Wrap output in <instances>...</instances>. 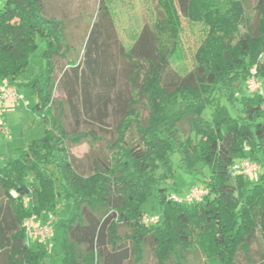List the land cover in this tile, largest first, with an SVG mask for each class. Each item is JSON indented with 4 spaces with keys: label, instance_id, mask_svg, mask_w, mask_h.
Wrapping results in <instances>:
<instances>
[{
    "label": "trees",
    "instance_id": "1",
    "mask_svg": "<svg viewBox=\"0 0 264 264\" xmlns=\"http://www.w3.org/2000/svg\"><path fill=\"white\" fill-rule=\"evenodd\" d=\"M245 2L169 0L175 14L207 30L193 70L179 78L159 38L180 23L170 12V24L158 4L155 30L144 28L125 50L100 0L77 50L68 45L66 22L46 16L43 0H4L0 81L32 91L42 136L0 162L1 264H48L49 240L25 245L22 223L49 213L62 230L60 264H145L147 253L155 264H264V169L254 180L229 173L243 160L264 164V0L254 5V24ZM37 40L45 46L44 70L23 81ZM112 45L127 66L126 97L114 94ZM62 60L67 71L59 69ZM253 67L262 93L247 90ZM58 85L61 102L53 98ZM113 108L119 119L107 140L95 126H104ZM66 110L75 121L71 133ZM83 121L87 128L78 131ZM83 141L97 152L86 177L68 153ZM177 171L192 179L183 192ZM192 187L204 194L185 203ZM67 203L72 213L60 222Z\"/></svg>",
    "mask_w": 264,
    "mask_h": 264
},
{
    "label": "rangeland",
    "instance_id": "2",
    "mask_svg": "<svg viewBox=\"0 0 264 264\" xmlns=\"http://www.w3.org/2000/svg\"><path fill=\"white\" fill-rule=\"evenodd\" d=\"M45 3L46 16L52 17L57 20L66 22L68 32V45L74 49L79 50L85 44L86 37L92 26L97 19V8L100 0H43ZM108 6V10L112 18V27L117 42L125 49L130 48L135 43L137 37L144 28L154 31L156 27V14L154 8L157 4L164 10L165 17L171 24L169 17L175 14L173 8L168 5L169 0H103ZM257 0H246L245 10L247 18L251 24L255 23L256 13L254 5ZM4 0H0V7H2ZM170 10H169V9ZM178 22L170 27L169 32L162 34L159 38V47L169 51V65L171 72L179 78L184 77L191 72L195 66L194 54L196 49L200 46L206 36V28L200 24L188 22L180 13L176 11ZM177 29L178 35L175 37L172 33ZM245 31V26H241V32ZM38 48L33 53L31 65L23 75V81L29 78L39 76L45 67L43 59V52L45 50L44 43L37 40ZM111 61L109 67L112 68V73L115 76L114 94H121L126 97L127 88V66L118 54L116 46H111ZM81 53L76 52L73 58L81 60ZM82 63V60L80 61ZM59 69L67 71L65 61L62 60ZM0 83H3L2 80ZM13 88V87H12ZM19 97V103L8 106L0 116V162H5L10 158L16 156L17 149L24 148L31 140L38 139L42 136V126L40 125V118L32 111L34 105V98L32 91L26 87L13 88ZM53 98L57 102L65 99L63 88L58 85ZM80 110V118L82 117V109L77 103ZM109 118L106 120L104 126H95L100 135H104L107 140L112 137V130L119 119V111L117 108L110 109L108 112ZM65 129L71 133L75 128V121L70 113L65 112L64 117ZM82 126L78 131L86 129L87 124L83 121ZM68 153L71 157L75 171L81 176H88L92 172V160L96 153L91 152L90 146L87 142L83 141L78 145H69ZM101 151L97 155H101ZM175 166L180 165L179 155L173 156ZM253 165L260 168V172L264 169V164L259 162H252ZM180 172V173H179ZM178 176L176 179V187L183 192L192 181L191 177L177 171ZM259 172L248 174L245 176L250 180L256 179ZM201 178V176L199 177ZM147 215H150L148 206L144 207ZM72 213V205L67 203L63 205V210L58 217V221L66 220ZM57 219H54V224ZM53 224V235L49 239L50 246L48 247L47 261L48 264H60V258L55 255L58 250V243L62 238V230L59 226ZM155 259L152 253L146 254L145 264H155ZM1 264V263H0Z\"/></svg>",
    "mask_w": 264,
    "mask_h": 264
},
{
    "label": "built area",
    "instance_id": "3",
    "mask_svg": "<svg viewBox=\"0 0 264 264\" xmlns=\"http://www.w3.org/2000/svg\"><path fill=\"white\" fill-rule=\"evenodd\" d=\"M252 77L248 79L246 87L249 93H262L263 86L257 82L254 78L256 73V67L251 70ZM19 97H17L15 90L6 83L0 84V116L2 112L10 105L19 103ZM259 168L252 164L249 160H243L239 163H234L229 168V173L232 177L238 175H248L258 172ZM204 192L201 188L192 187L187 197L184 199L185 203L199 201ZM172 199L178 201V198L172 196ZM54 216L52 214H46V218L32 216L22 223V229L24 232L25 245L45 244L47 240L53 235ZM158 221V216H152L148 219V223L155 224Z\"/></svg>",
    "mask_w": 264,
    "mask_h": 264
}]
</instances>
